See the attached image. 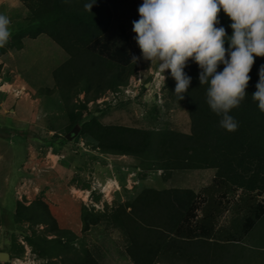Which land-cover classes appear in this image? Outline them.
Here are the masks:
<instances>
[{
	"label": "rangeland",
	"instance_id": "obj_1",
	"mask_svg": "<svg viewBox=\"0 0 264 264\" xmlns=\"http://www.w3.org/2000/svg\"><path fill=\"white\" fill-rule=\"evenodd\" d=\"M0 13L11 21V35L0 46V255L8 254L0 264H62L54 257L58 243L42 241L55 240L57 227L69 230V250L88 251L101 264H133L120 223L143 191L175 188L199 193L213 183L216 170H175L166 177L162 170L146 169L135 156L104 153L88 133L96 123L189 133L188 112L165 103L170 70L163 75L155 63L143 59L133 27H128L130 48L138 56L123 76L133 72L127 83L100 95L91 88L68 90L67 77L60 82L55 76L70 58L66 50L45 33L18 36L28 17L25 3L0 0ZM87 125L91 132H84ZM74 128L79 132L68 140ZM41 202L48 205L52 224H34L17 214L21 206ZM233 207L222 216V231L241 228L243 213L234 215ZM94 212L105 216L84 231L85 214ZM261 232L263 226L235 248H244L242 264H264V248L256 245Z\"/></svg>",
	"mask_w": 264,
	"mask_h": 264
},
{
	"label": "trees",
	"instance_id": "obj_2",
	"mask_svg": "<svg viewBox=\"0 0 264 264\" xmlns=\"http://www.w3.org/2000/svg\"><path fill=\"white\" fill-rule=\"evenodd\" d=\"M22 1L28 8V17L18 36L45 33L66 50L70 58L55 76L60 82L67 77L68 90L76 88L80 92L91 88L100 95L127 83L133 72L126 78L123 76L136 62L132 57L138 56L130 48L127 30L139 19L138 6L143 0H97L91 11L83 7L87 0ZM218 19L219 25L231 35V20L223 10ZM261 65L264 57H255L247 95L231 110L230 114L238 121L235 131L220 127V117L206 103L208 86L200 85V69L191 60L185 72L192 80L184 99L179 100L174 94L176 81L170 74L164 91L167 108L178 106L188 112L189 133L103 127L98 123L90 127L92 132L89 125L84 128V132L86 128L91 132L88 134L104 153L135 156L146 169L162 170L166 177L175 170H216L213 183L199 193L175 188L143 191L130 213H125L126 221L120 223V229L127 235L125 251L133 264L243 263L244 248L236 251L235 248L260 226L264 229V112L251 98ZM103 67L110 70L108 74ZM222 68L221 64L217 70ZM78 122L77 118L74 124ZM234 204L231 213H243L241 228L222 231L224 226H219L222 216ZM17 214L34 224L53 221L48 205L43 202L21 206ZM104 216L95 212L85 214L83 230H90ZM114 219L112 215L111 220ZM53 233L58 235L55 240L50 242L46 237L42 241L58 243L55 247L58 254L54 257L61 258L62 264H101L88 251L69 250L72 240L69 230L57 227ZM256 245L264 248V232Z\"/></svg>",
	"mask_w": 264,
	"mask_h": 264
},
{
	"label": "clouds",
	"instance_id": "obj_3",
	"mask_svg": "<svg viewBox=\"0 0 264 264\" xmlns=\"http://www.w3.org/2000/svg\"><path fill=\"white\" fill-rule=\"evenodd\" d=\"M96 2L87 0L83 7L91 11ZM221 10L231 20V35L219 25ZM138 13L132 31L143 59L155 63L163 75L170 70L179 100L184 99L192 80L185 68L190 60L196 63L200 85L208 86L207 105L220 117V127L235 131L238 121L231 110L247 95L255 57H264V0H143ZM10 23V18L0 13V46L11 35ZM258 75L251 98L264 112V65Z\"/></svg>",
	"mask_w": 264,
	"mask_h": 264
},
{
	"label": "water",
	"instance_id": "obj_4",
	"mask_svg": "<svg viewBox=\"0 0 264 264\" xmlns=\"http://www.w3.org/2000/svg\"><path fill=\"white\" fill-rule=\"evenodd\" d=\"M78 132H79V128H74L67 136H66V138L68 139V140H72V138H73V136H76L77 134H78ZM8 257V254L7 253H2L1 255H0V258H1V260H6V258Z\"/></svg>",
	"mask_w": 264,
	"mask_h": 264
}]
</instances>
